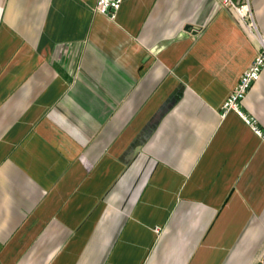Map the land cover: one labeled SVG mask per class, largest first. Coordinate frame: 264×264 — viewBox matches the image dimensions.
Returning a JSON list of instances; mask_svg holds the SVG:
<instances>
[{
    "label": "crops",
    "instance_id": "1",
    "mask_svg": "<svg viewBox=\"0 0 264 264\" xmlns=\"http://www.w3.org/2000/svg\"><path fill=\"white\" fill-rule=\"evenodd\" d=\"M95 1L0 0V264H264V0Z\"/></svg>",
    "mask_w": 264,
    "mask_h": 264
},
{
    "label": "built area",
    "instance_id": "2",
    "mask_svg": "<svg viewBox=\"0 0 264 264\" xmlns=\"http://www.w3.org/2000/svg\"><path fill=\"white\" fill-rule=\"evenodd\" d=\"M123 0H96L94 10L106 17L115 20L121 8ZM225 6H230L237 21L246 29L247 32L253 33L255 23L250 10L248 0L234 4L231 0H222ZM260 39V49L255 57L251 60L248 67L240 74L237 83L232 92L227 96L222 104V115L232 111L239 116L245 124L258 136L264 137V131L257 125L254 118L247 115L241 108V101L251 87L252 83L258 79L262 68L264 67V37L259 33L256 34ZM159 227H155L158 231Z\"/></svg>",
    "mask_w": 264,
    "mask_h": 264
},
{
    "label": "water",
    "instance_id": "3",
    "mask_svg": "<svg viewBox=\"0 0 264 264\" xmlns=\"http://www.w3.org/2000/svg\"><path fill=\"white\" fill-rule=\"evenodd\" d=\"M189 28V27H188Z\"/></svg>",
    "mask_w": 264,
    "mask_h": 264
}]
</instances>
